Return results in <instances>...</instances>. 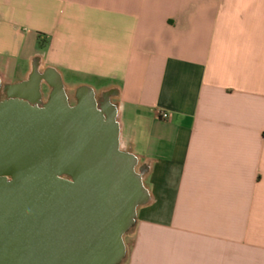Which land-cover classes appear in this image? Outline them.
<instances>
[{"label": "crops", "instance_id": "crops-1", "mask_svg": "<svg viewBox=\"0 0 264 264\" xmlns=\"http://www.w3.org/2000/svg\"><path fill=\"white\" fill-rule=\"evenodd\" d=\"M49 69L144 168L123 264H264V0H0V84Z\"/></svg>", "mask_w": 264, "mask_h": 264}, {"label": "water", "instance_id": "water-1", "mask_svg": "<svg viewBox=\"0 0 264 264\" xmlns=\"http://www.w3.org/2000/svg\"><path fill=\"white\" fill-rule=\"evenodd\" d=\"M33 73L36 96L0 102V264H120L124 235L148 203L136 156L121 148L118 111L92 88L70 106L60 77ZM54 90L44 108L41 83Z\"/></svg>", "mask_w": 264, "mask_h": 264}, {"label": "flooded vegetation", "instance_id": "flooded-vegetation-1", "mask_svg": "<svg viewBox=\"0 0 264 264\" xmlns=\"http://www.w3.org/2000/svg\"><path fill=\"white\" fill-rule=\"evenodd\" d=\"M37 80H38V76L35 75L34 79L32 80V84L25 85L23 88H14L13 85H1L0 84V102L12 101V100L27 101L26 96H36L35 88H36ZM44 86H47V85L41 83L42 98H40L36 103V106L38 108H44V105L48 102V99H49V98L47 99L44 98V95H43ZM48 87L52 93L54 90L53 86L48 85ZM68 104L70 106H75L77 104V100H74V102H70V100L68 99ZM96 106L98 110L102 111L105 115L111 114L114 109L113 104L110 102L109 96L107 95H101L99 96V98H96ZM143 169H144L143 167H140V166L137 167L138 172H142Z\"/></svg>", "mask_w": 264, "mask_h": 264}, {"label": "rangeland", "instance_id": "rangeland-1", "mask_svg": "<svg viewBox=\"0 0 264 264\" xmlns=\"http://www.w3.org/2000/svg\"><path fill=\"white\" fill-rule=\"evenodd\" d=\"M68 89H66V95L68 97V99L70 100V102H74V100H77L76 99V96H77V90L78 88H74L73 86L71 85H68ZM50 94H51V90H49V87L48 86H44L43 87V95H44V98L47 99L50 97ZM96 98H99V96H96ZM134 237H135V224L134 226L124 235V241H125V244H126V248H127V251H126V255L124 257V259L122 260V262L120 264H123L126 259H127V256H128V251L130 250L132 244H133V240H134Z\"/></svg>", "mask_w": 264, "mask_h": 264}, {"label": "built area", "instance_id": "built-area-1", "mask_svg": "<svg viewBox=\"0 0 264 264\" xmlns=\"http://www.w3.org/2000/svg\"><path fill=\"white\" fill-rule=\"evenodd\" d=\"M167 116H168V115H167L166 113H164V114H163V117H165V118H166Z\"/></svg>", "mask_w": 264, "mask_h": 264}]
</instances>
